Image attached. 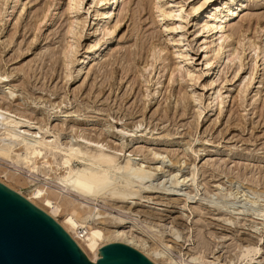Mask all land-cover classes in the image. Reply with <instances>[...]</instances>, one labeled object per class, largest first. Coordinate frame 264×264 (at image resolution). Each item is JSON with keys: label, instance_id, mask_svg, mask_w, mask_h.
I'll return each mask as SVG.
<instances>
[{"label": "rangeland", "instance_id": "1", "mask_svg": "<svg viewBox=\"0 0 264 264\" xmlns=\"http://www.w3.org/2000/svg\"><path fill=\"white\" fill-rule=\"evenodd\" d=\"M224 1L119 0L114 10L115 3L81 0L69 12L67 0H0V75L6 76H0V107L18 121L14 127L0 122V133L8 127L28 141L55 145L40 155L60 167L56 177H46L42 168L28 170L32 160L0 159V183L44 210L57 205L55 221L64 229L87 228L89 235L78 237L86 257L118 229L145 250L172 258L200 248L216 264H264V0H241L242 13L230 22ZM47 5L52 18L36 30ZM200 5L193 26L191 10ZM98 9L108 17L96 19ZM158 10L171 16L162 21ZM177 10L187 16L183 38L164 31ZM214 11L231 35L226 43H210L204 24L214 22L206 16ZM70 21L76 24L69 35ZM158 47L164 51L155 52ZM177 64L180 72L170 76ZM73 144L80 157L67 161L61 148ZM99 145L116 162L129 159L152 173L146 189L132 188L138 200L87 204L58 192L67 169ZM174 186L182 195L164 194ZM188 196L193 199L186 204Z\"/></svg>", "mask_w": 264, "mask_h": 264}, {"label": "bare ground", "instance_id": "2", "mask_svg": "<svg viewBox=\"0 0 264 264\" xmlns=\"http://www.w3.org/2000/svg\"><path fill=\"white\" fill-rule=\"evenodd\" d=\"M17 1L18 0H15V2H17ZM208 1H210V0H204V3L208 2ZM76 2H78V4L80 5L81 0H77V1L76 0H67V7L66 8H67V10L69 12L72 11V9H76L73 6L74 3H76ZM107 2H110L109 5H111V7H112V4L115 3L114 4V7H115L114 10L117 9L118 4H119V0H97V4L100 7L101 6H105ZM201 5L197 6V7H192L191 11L193 12V14L196 15L195 18H193L195 20V22H192L193 26L196 24V20L198 18L197 12L199 11V8L201 7ZM214 5H213V7H214ZM218 6H220V5H218ZM224 6L227 7V9H226L227 10L226 17L228 18L227 20L229 22L233 21L236 17L240 16V14L242 13L243 4H242L241 0H225L224 1ZM50 7L51 6L49 5L48 7L43 8V10H44L43 13L41 14V16H39V18L37 17L38 20H37V24H36L37 25L36 26L37 27L36 30H39V29L41 30L40 27L43 25V23L48 22V20L50 18H52L51 17L52 13H51ZM207 7H209V6H207ZM218 9H217V12L220 10V9L219 10ZM177 11H178L177 14L173 15V16H175L177 18V19L175 18L174 24H172L171 26L165 25L164 26V31L167 32V33H170V32H173V31H175V32L178 31L180 38H181V36L183 38L184 35H185V32L182 29V27H183V25H185V19L187 18V16L182 13V10H177ZM158 12H159V14L157 15V17H159L162 21L166 17H170L171 16V12H165L163 10H158ZM217 12H215V11L211 12V13L209 12L210 14L206 15L207 17L208 16L212 17L214 22L211 23V24H208V25L204 24V26H205L206 31L210 33V36L212 38L210 40V43H213V41L216 40V39H220L224 43H226L231 38V35L228 32L226 33V30H225L226 25L223 26L222 23H220L218 21L220 15L217 14ZM95 17H96V19L97 18L103 19V18H107L108 16H107V13L102 12L101 9H98L95 12ZM199 20L201 21V19H199ZM226 23H228V22H226ZM75 24H76V22H74V21H70L68 23V27L66 29V34L70 35L73 32ZM204 26H203V28H204ZM184 27H186V26H184ZM200 27H202V26H200ZM99 28H95V32ZM203 28H202V30H203ZM231 29H232V25H231ZM198 30L200 31L201 29L198 28ZM234 30H235V28H234ZM95 32H93V33L95 34ZM112 32H113L112 29H109V30L107 29V33L108 34H111ZM192 33H194V31ZM193 35H195V34H193ZM167 39H169L168 41H169V43L171 42V45H173V46L177 45L176 42H175L176 40L174 38H167ZM182 41H185V39H183ZM177 42L180 44L181 40H178ZM251 44H252V46H254L253 43H251ZM72 45L73 44L68 42L66 46L64 45L65 47L63 46L64 47V49H63V63L66 64V66H67V54L70 51V49L72 50ZM95 45H96V43H93L90 46L91 47H95ZM183 45L184 46H188V43L185 42ZM90 46H89V49H90ZM110 48H112V47H110ZM254 48H255V46H254ZM154 49L155 48H153V50ZM151 50H152V48H151ZM109 51H110V49H109ZM157 51L159 53L163 52L164 48L158 47L155 52H157ZM234 52H231V54H229V56H231V59H233L236 56V55H234L236 52L235 53ZM153 54H151V55H153ZM178 55H179L180 58L186 57L182 53H180ZM95 56H96V54L92 53V57H90V60H89L90 64H95L96 65L98 63V62H96V58H94ZM178 65L179 64H177V66L174 67V69L171 71V75L170 76H173L172 75L173 72H177V73L180 72V68H179ZM0 76H3V75H0ZM207 76H208V74H207ZM3 77H6V76H3ZM263 82H264V74L259 79L260 87H262L264 85ZM158 83H159V80L156 81V84H158ZM206 84H204V85L202 84V86L206 87ZM209 103H208V105H210ZM1 107H0V122H1V124L2 123L5 124V125L12 124L13 127L16 126L18 124V121L16 122L14 119H12V117L9 116L8 113H6V111L2 110ZM1 129H2V127H1ZM0 136H3L2 138H0V159L4 160V159H7V158H10L12 160V162H15V164H17L19 161H23V162H27L28 163L29 160H32V162L30 164L28 163V165H27L29 171L30 170H37L39 168H42L45 171L44 175L46 177L47 176H51L52 173H53V175L55 177L58 175L57 170H59V168H60L59 164H57L54 160H51L50 158H44V157H41V155H40L41 151L43 150L44 147H47L49 149H54L55 145H50L49 143H47V141L45 142L44 140H40V139H36V138L33 139V140L28 141L29 139L26 140V138L24 136H22V134H20V132L12 131L8 127H5L3 129V132L0 133ZM18 146L19 147L23 146L24 152H22V153L17 152V153H14L15 155H11V152L13 151V148L14 147H18ZM74 146H75V144L69 145V146H64L63 150L61 148L62 153H65L67 161L69 159H72V158H76V157L78 158V156L80 157V155H78V153H80V152H78L80 149H77L78 147L76 146L77 148H75ZM101 147H102V145H99V147L97 149H93L92 151L85 152L84 158L82 159L83 162L80 161L81 163L80 164H75L74 168L67 169V171L65 170L66 174H65L64 180H62V178H61V180L59 179L60 180V183H59L60 185H58V187H57L58 188V192L59 193H63V194H68V197H69V195L71 193H73L77 197H79L80 199H82L85 202H87V204H88V202H94L96 204V203H99L100 200H104V199L105 200H108V199L116 200L117 202H127V203H128L129 200L136 199L135 195H136L137 192L134 191V190L132 191V188L137 187V188H140V189H146L147 186L145 184L148 182V180L151 177L152 173L149 170L144 169L143 167H135L129 161V159H127L122 164L116 162L117 161L116 157L105 153L102 150L103 147L102 148ZM48 157H49V155H48ZM42 169H41V171H42ZM31 174H33V173H31ZM177 183H178V181L176 182V184ZM176 188L177 187L174 186L173 189L170 190L169 192H167V193L163 192V193L165 195H167V196L168 195H170V196H180V195H182L179 192H177V190L174 191V189H176ZM146 192L148 193L149 191H146ZM18 193L20 194V192H18ZM150 193H152V192H150ZM24 198L28 202H30L31 204L33 203L34 206L36 205L37 207L42 209L39 205H37L30 198H28L26 196H24ZM190 199H193V197H190V196L186 197L184 199V202L187 204V202L190 201ZM136 200H138V199H136ZM84 201H83V203H84ZM207 206L209 208H212L213 210L216 209L212 205H207ZM93 209H96V208L94 207ZM42 210L47 215H49L52 219L56 220V215H57V213L59 212L60 209L56 205L49 211L48 210H44V209H42ZM73 212L78 213L75 210H73ZM233 214H239V212L233 213ZM93 215H96V214L93 213ZM121 221H123V220H121ZM65 229H64V231L72 238V240L76 243V245L81 250V252L82 253L85 252L84 247L82 246V244L78 240V237H80L82 240H84V237L88 234L87 228H86V230L84 232H82L80 230H77L76 233L75 232L72 233L69 230H67V229L65 230ZM171 234H172V236H175V239H179V237H180L179 233L176 230H174V229H173ZM159 235H160V238L163 236L161 232H159ZM95 236H96V234H95ZM89 238H90V236H89ZM168 241H164V244H162V245L167 250H170L172 248V246L167 243ZM112 242L123 243V244H126V245L130 246V247L135 248L136 250L141 252L144 256H146L150 261H152L154 264H216L213 259H212L213 261H210L205 256L204 250L200 249V248L193 249L192 252L185 254L186 255L185 257L176 255L175 258L174 257L172 258L170 255L165 254V252L163 250H160V249H153L151 251L145 250V248H143L144 246L143 247L141 246V243L139 245L138 243H135L134 241H131V239L129 241V237L126 235V233L124 231H119L118 229L110 232L106 237H104L101 240V244L100 245L97 244V243L95 244L94 249L92 250V256H88L87 255V257H88L87 258L85 256V254L84 253L83 254L89 261L96 262L98 260L97 253L100 251L101 247L103 245L107 244V243H112ZM252 250H253V253L256 254L257 249L255 247H253ZM244 254H247V253H244ZM249 256H250V254H249ZM230 264H233V263H230Z\"/></svg>", "mask_w": 264, "mask_h": 264}, {"label": "water", "instance_id": "3", "mask_svg": "<svg viewBox=\"0 0 264 264\" xmlns=\"http://www.w3.org/2000/svg\"><path fill=\"white\" fill-rule=\"evenodd\" d=\"M97 255L89 261L54 219L0 183V264H154L118 242Z\"/></svg>", "mask_w": 264, "mask_h": 264}]
</instances>
